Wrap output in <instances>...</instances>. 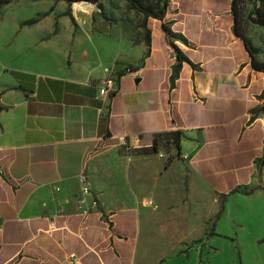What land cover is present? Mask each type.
Wrapping results in <instances>:
<instances>
[{
  "label": "crops",
  "instance_id": "obj_1",
  "mask_svg": "<svg viewBox=\"0 0 264 264\" xmlns=\"http://www.w3.org/2000/svg\"><path fill=\"white\" fill-rule=\"evenodd\" d=\"M232 2L169 0L164 21L126 0L5 6L0 264H186L211 224L253 215L264 230V73ZM107 78L119 91L102 97ZM172 131L179 158L121 152Z\"/></svg>",
  "mask_w": 264,
  "mask_h": 264
},
{
  "label": "rangeland",
  "instance_id": "obj_2",
  "mask_svg": "<svg viewBox=\"0 0 264 264\" xmlns=\"http://www.w3.org/2000/svg\"><path fill=\"white\" fill-rule=\"evenodd\" d=\"M255 7L264 9V5L260 2L255 5V2L248 0L245 3L242 10L244 15L242 33L250 42L258 62L264 64V26L254 21ZM4 9L5 0H0V15ZM11 19V15L7 21L5 19L4 26L0 27L1 32L11 31ZM139 144H141L139 148L127 146L121 152L135 159L139 157L163 160L179 158L173 139L166 133L144 136L139 139ZM237 218L243 219V222L236 224L232 220V225L236 224V228L226 223L224 219L220 235H216V231L212 228L213 224H211V228L206 232L208 234L206 241L202 242L201 247L198 248L199 253L197 251L192 254L186 248L187 255L189 254L186 264H264V230L259 232L258 226L251 222L253 215L237 216Z\"/></svg>",
  "mask_w": 264,
  "mask_h": 264
},
{
  "label": "trees",
  "instance_id": "obj_3",
  "mask_svg": "<svg viewBox=\"0 0 264 264\" xmlns=\"http://www.w3.org/2000/svg\"><path fill=\"white\" fill-rule=\"evenodd\" d=\"M12 1L13 0H5V6L10 4ZM58 1H65L69 5H73L74 3L84 2V1L98 5L101 2V0H58ZM126 1L129 3L132 9L138 11L139 13H142L146 19H148L149 17H153L161 21H164L166 10H167L168 3H169V0H126ZM247 1L248 0H233L232 2V12H233V17H234V33L237 37L241 38L244 41L246 49L251 56L252 66L256 70L262 71L264 73V64L258 62L252 50L250 42L244 37L242 33V27L244 24V15L242 13V10ZM249 1L255 2V5L258 2L264 5V0H249ZM254 14H255L254 21L257 24L264 26V9H262L261 7L260 8L255 7ZM1 16L2 14L0 15V19H1ZM143 27L146 30V35H145L146 40L147 42H149V32L147 31L146 26H143ZM163 28L169 37H174L173 32L171 31L170 27L167 24L164 23ZM177 58H178V63L173 68V75H172L173 82L178 77L182 62L187 61V59L183 57L179 52H177ZM13 75L16 78H18L21 81V83H23L22 81L24 79L28 78V76L24 74H20V73H13ZM21 86H22L23 91H25V93H29V92H26L28 88H26L24 83ZM261 109L264 111V106ZM164 133L171 136V139H173L176 149L179 152L181 132L172 131V132H164Z\"/></svg>",
  "mask_w": 264,
  "mask_h": 264
},
{
  "label": "built area",
  "instance_id": "obj_4",
  "mask_svg": "<svg viewBox=\"0 0 264 264\" xmlns=\"http://www.w3.org/2000/svg\"><path fill=\"white\" fill-rule=\"evenodd\" d=\"M119 87H120L119 78H107L103 80L98 87L99 95L102 97H106V96H109L110 94L117 93L119 91ZM120 143L123 145H127L125 138H121ZM80 179H81V183L83 184V187H82L83 195L85 197L89 196L91 194V191L87 183L86 175L83 174ZM81 202L83 203L84 199L81 200ZM93 204L94 206L97 205L96 202H94Z\"/></svg>",
  "mask_w": 264,
  "mask_h": 264
},
{
  "label": "water",
  "instance_id": "obj_5",
  "mask_svg": "<svg viewBox=\"0 0 264 264\" xmlns=\"http://www.w3.org/2000/svg\"><path fill=\"white\" fill-rule=\"evenodd\" d=\"M84 2H86V1H84Z\"/></svg>",
  "mask_w": 264,
  "mask_h": 264
}]
</instances>
